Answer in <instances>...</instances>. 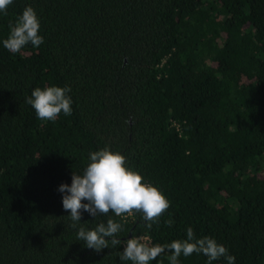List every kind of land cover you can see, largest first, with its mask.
I'll return each instance as SVG.
<instances>
[{
  "label": "trees",
  "instance_id": "1",
  "mask_svg": "<svg viewBox=\"0 0 264 264\" xmlns=\"http://www.w3.org/2000/svg\"><path fill=\"white\" fill-rule=\"evenodd\" d=\"M26 6L44 43L12 54L3 40ZM47 86L70 87V116L37 118L25 101ZM105 147L170 207L151 229L140 213L82 211L86 229L112 218L122 243L168 244L191 227L234 264H264V0H13L0 12V264H131L123 245L76 240L58 191Z\"/></svg>",
  "mask_w": 264,
  "mask_h": 264
},
{
  "label": "clouds",
  "instance_id": "2",
  "mask_svg": "<svg viewBox=\"0 0 264 264\" xmlns=\"http://www.w3.org/2000/svg\"><path fill=\"white\" fill-rule=\"evenodd\" d=\"M12 3L13 0H0V12L6 14ZM9 27V35L3 40V46L12 54L21 52L28 44L38 48L44 43L39 18L31 6H26ZM70 91L67 86L36 87L25 102L32 106L38 119L55 121L61 112L65 116L72 114ZM89 159L90 163L82 174L73 172L71 184L62 183L58 189L63 193L64 210L70 212V226L78 229L76 240L83 241L86 247L97 252L123 245L119 259L131 264H150L162 255L167 256L169 264H180L181 255L188 257L193 253L206 256L207 264L221 258L227 264H234L235 257L229 254L226 246L210 236L197 238L191 227L187 228L186 239L173 240L168 244H153L137 235H131L122 243L119 234L124 231V225L112 218L86 229L81 223L82 211L94 218L98 215L108 216L110 212L117 217L140 213L146 228L151 229L153 224L159 225L161 216L170 207L165 194L153 184L144 182L142 174L128 167L126 157L120 152L105 147L91 152ZM173 223L171 218L165 221L169 228Z\"/></svg>",
  "mask_w": 264,
  "mask_h": 264
},
{
  "label": "built area",
  "instance_id": "3",
  "mask_svg": "<svg viewBox=\"0 0 264 264\" xmlns=\"http://www.w3.org/2000/svg\"><path fill=\"white\" fill-rule=\"evenodd\" d=\"M145 238V237H144Z\"/></svg>",
  "mask_w": 264,
  "mask_h": 264
}]
</instances>
